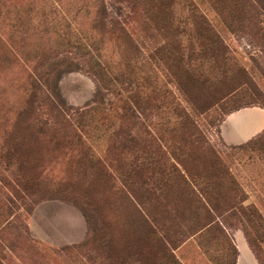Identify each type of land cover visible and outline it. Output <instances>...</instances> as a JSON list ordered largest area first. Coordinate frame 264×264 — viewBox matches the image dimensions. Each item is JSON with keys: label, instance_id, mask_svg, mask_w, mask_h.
I'll return each mask as SVG.
<instances>
[{"label": "rangeland", "instance_id": "374dc122", "mask_svg": "<svg viewBox=\"0 0 264 264\" xmlns=\"http://www.w3.org/2000/svg\"><path fill=\"white\" fill-rule=\"evenodd\" d=\"M34 1L0 0L2 264H109L105 256L89 258V251L91 257L97 251L75 248L92 234L81 210V205L89 204L102 216L109 238L107 244L96 241L97 250L106 246L111 253L124 254L135 247L139 241L133 234L139 220L136 211L141 210L170 241L180 244L173 252L182 264H214L204 248L218 256L226 244L224 238L217 231H212L214 239L192 234L208 221L210 209L237 248L236 264H264V142L242 146L264 132V0ZM102 4L107 7L104 29L98 14ZM22 8L29 9V14H24L27 22L19 26L16 11ZM114 18L126 22L130 37L102 33ZM213 34L226 49L213 51L217 48L209 40ZM71 36L81 38V48L63 46V38ZM179 46L187 67L212 82L200 97L226 100L205 111L190 107L173 77V57ZM88 51L112 66L115 74L128 66L144 76L150 88L158 89L152 103L160 108L153 109L148 118L139 117L143 123L138 125L141 132L136 131L155 139L152 156L146 158L147 149L124 143L123 134L117 133L120 118L110 108L114 95L87 71L91 65ZM223 52L226 60L220 55ZM42 57L49 62L65 58L53 75L58 98L67 111L88 106L90 126L84 130L82 145L57 149L53 142L37 145L30 140V146H24L33 157L36 150H42L45 162L39 189L31 196L21 192L22 198L8 184L14 181L11 167L15 163L7 165L1 152L13 146L5 142L6 131L12 129L15 111L23 104L28 73ZM166 89L172 94L163 98ZM194 94H199L196 88ZM176 97L188 107L189 121L195 126L189 125L181 109L172 110ZM58 117L56 109L49 114L43 108L40 114L43 121L49 118L50 125L58 123ZM241 132L254 134L241 141ZM190 138L198 142H185ZM201 143L220 159L200 151ZM158 147L164 156L154 153ZM87 148L101 158L103 172L95 161L84 164L74 158V151ZM230 206L229 211L224 209ZM243 212L253 223L247 222ZM91 218L100 219L98 215ZM245 228L259 243L258 255L249 245ZM237 235L247 249L241 247Z\"/></svg>", "mask_w": 264, "mask_h": 264}, {"label": "trees", "instance_id": "16d2710c", "mask_svg": "<svg viewBox=\"0 0 264 264\" xmlns=\"http://www.w3.org/2000/svg\"><path fill=\"white\" fill-rule=\"evenodd\" d=\"M35 1L34 3H36ZM20 6H22V4H19V7ZM106 9L107 7L103 4L98 8V14L100 15L99 23L103 29L107 27L105 16L103 15ZM16 12L18 20L20 21L19 26L24 25L27 22V19L25 18L23 20V17L25 13V15L29 14V9L22 8V10L18 9ZM96 20L97 19H95V21ZM104 32L109 33L108 35L120 34L122 37H130L132 35L128 30V26H126V22L121 18H114L111 20L110 28L107 31H103L102 33ZM62 35L66 36V33H63ZM209 40L212 47H217L213 51L216 52L219 49L221 50V47L226 49V47L223 46V40L220 39V37L216 34H213ZM62 42L63 46H66V49L68 50L67 47H69V49L81 48L82 40L79 36H76L75 38L71 36L68 39L63 38ZM88 53L91 65L87 67V71L95 75V77L101 83L102 88H106L110 94L114 95L115 100L110 102V108L113 110V112H116L120 118L121 126L117 133L123 134L122 141L124 143L135 145L139 144L145 150L147 149V151H144L146 158L152 156V148H154L152 146L155 142V139L144 137L142 133L137 132H141L140 128L138 130V125L143 123L140 121L139 117L143 116L148 118L152 114L153 109L160 108L157 104L155 105L152 103V101L156 100L157 96H155V93L158 91V89L150 88L147 84V79L135 72L133 69H129L128 66H123L124 69H121L118 74H115L114 68L102 62L101 57L93 55L91 51H88ZM224 53L225 52L220 55H222L226 60L227 56ZM13 57L16 59L15 56ZM212 58L216 61H220V57L217 54H213ZM48 59L49 58L44 57L40 58L33 69L28 73V77L24 85L25 97L23 99V104H21L15 111L13 122L10 124L12 129L10 131H6L5 142L7 144L12 143L13 146H9V148L6 147L5 150L1 152V156L6 159L7 165L15 163V165L11 167L14 170L13 173H15L13 174L14 181H10L8 184L11 189L17 193V196L19 195V197H22L21 192L24 194L28 193L29 196H31L35 194V191L33 192L34 189H39L41 185L40 178L44 172L45 162V153L42 150H36L35 152L37 153L33 157L30 153H26L24 146H30L32 140L36 141L38 143L37 145H40L39 143L41 142H53L55 143V148L57 149L66 145H76V143L82 145V142H84V130L86 131V128L90 126L88 121L91 117V111L88 109V106L78 109L72 107L71 109L73 110L67 111L65 106L60 103L61 101L58 98L57 84H55L53 75L59 70L58 68H62L65 58L62 57L51 62H49ZM173 60L175 61V65L173 66V77H175V81L178 84V89L180 92L186 96V101L189 104L191 102V108L205 111L207 108L211 109L227 99H221L223 97L215 96L214 99L213 97H200V94L206 93L211 89L212 82L205 77L202 78V75H195L194 70L191 67H187L185 64L186 59L183 57V52L180 46L178 47L177 53L175 54V57H173ZM178 71L180 72L177 74ZM181 75H185V78L181 79ZM102 82L105 87L102 86ZM195 88L199 93L197 95L194 94ZM162 94L164 96L163 98H167L172 94V92H169L166 89ZM42 96H44L43 100ZM177 100L178 98L176 97V100L172 102V110L177 109L179 111V109H181L185 114L189 125H193L194 122L189 121V114L191 113L188 107L183 106L182 103L178 102ZM43 108H46V110L49 111V114H53L54 110L56 109L59 114L58 118H60L59 122H54V125H50L49 118L43 121V119L40 118ZM59 127H61V129ZM192 138L186 140L185 142H198L196 139ZM262 141L264 142V132L257 138L242 144V146L250 147L253 144L260 142L263 143ZM199 148L203 153H208L215 156L216 160L220 159L217 155V152L215 153L213 149H210L208 146L204 145V143H201ZM74 152V158L78 159V162L87 164V161L90 159L91 162L95 161L99 166V171L103 172V168H101V158L95 155L93 152H90L88 148L87 150L79 149V152ZM154 153L160 154L161 156L166 154L165 152L161 151V147H158ZM137 156L138 155H135V157ZM144 165L145 168L149 167V165ZM219 165H222L221 161ZM176 170L179 169L176 167ZM138 171L140 172L139 174H143V169L140 170V167H138ZM146 180L147 179H143V181ZM18 188L20 190L23 189L24 191H16ZM58 192L61 194V196L66 197L63 191ZM24 197L25 195L22 198ZM75 202H78V199H75ZM79 202L83 204L81 199ZM89 206L84 207L81 205V210L91 225L92 234L83 243L75 246L77 249L90 248L94 251H97L95 252L96 255L93 257H91V251H89V258L102 260V257L105 256L109 260V264H182L173 252V250L176 249V247H178L180 244L170 241L166 236V233H163V230L160 229L154 223V221L150 219L149 215L141 210L136 211L139 220L137 227L133 231V234L135 232V236L139 241L136 242L137 245L135 247L133 246L131 249L125 251L124 254H120L116 251L111 253V251H108L106 246L105 249L97 250L98 246H96L95 242L103 241L107 244L109 238L107 237L108 235L105 234L106 226L104 225L102 216L97 211V209L94 207L91 208V206ZM231 208L232 207L230 206L228 208L225 207L224 209L229 211ZM93 215H98L100 219L97 218L96 221H92L91 216ZM207 216L209 217L208 221L203 224L202 227L196 229V231L192 234L198 233V235L201 237L211 236V238L214 239L215 237L212 236V231H217V233H219L226 241V244L223 247V252L218 256L211 255L210 249L206 246L204 248L205 252L209 253L214 264H236L238 251L231 240H229L227 230L224 228L221 222L216 220V217L213 218L212 211L210 209L207 210ZM243 216H245L244 218H246L247 222L248 220L249 223L250 221L252 222V219L250 217H246L245 213ZM257 216L258 219L261 217L259 215ZM245 233L249 245L258 255V241L253 237L248 228H245ZM103 251H105L107 254H104ZM0 264H2L1 259Z\"/></svg>", "mask_w": 264, "mask_h": 264}, {"label": "crops", "instance_id": "0c3cea01", "mask_svg": "<svg viewBox=\"0 0 264 264\" xmlns=\"http://www.w3.org/2000/svg\"><path fill=\"white\" fill-rule=\"evenodd\" d=\"M260 130V129H259ZM258 131V130H257ZM254 133H249L248 134V136H243V133L241 132L240 133V135L241 136H239V138H241V141H244V140H247L250 136H252ZM240 142V141H239ZM237 239H238V241H241V247H243V248H248V245H247V243H245V241L244 240H242V237L240 236V235H237ZM238 245V244H237ZM239 246V245H238ZM237 263H238V260H237Z\"/></svg>", "mask_w": 264, "mask_h": 264}, {"label": "bare ground", "instance_id": "6f19581e", "mask_svg": "<svg viewBox=\"0 0 264 264\" xmlns=\"http://www.w3.org/2000/svg\"><path fill=\"white\" fill-rule=\"evenodd\" d=\"M245 134H246V133H245ZM248 134H249V133H247V134L245 135V137L248 136Z\"/></svg>", "mask_w": 264, "mask_h": 264}]
</instances>
